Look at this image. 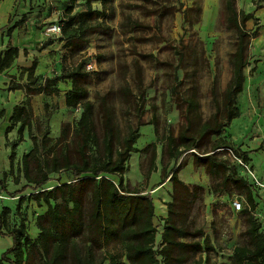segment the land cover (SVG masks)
<instances>
[{
	"label": "trees",
	"instance_id": "obj_1",
	"mask_svg": "<svg viewBox=\"0 0 264 264\" xmlns=\"http://www.w3.org/2000/svg\"><path fill=\"white\" fill-rule=\"evenodd\" d=\"M76 1L68 0L65 16L60 19L59 40L70 52L81 51L91 43L92 34L108 29L102 18L113 2L98 0L102 7H94L91 0H79L84 8L72 12ZM220 4L226 29L235 33L234 50L228 59L230 77L219 93L217 79L213 78L210 89L213 111L207 117H203L200 110L196 86H190L177 106L184 123L175 135L170 132L165 136V151L174 163L183 153L190 151L194 164L203 166L212 181V194H220L230 187L244 191L245 205L238 213H249L256 203L249 183L242 175L236 174L225 159L217 156V150H232V143L221 133L233 118L240 115L236 100L245 81L250 40L257 36V30L245 27V22L254 18L252 11L237 9L235 0H220ZM23 21L21 18L15 25ZM137 25L139 22L130 16H125L120 23L122 32H130ZM51 43L48 38L39 49ZM17 55L18 48L13 45L1 50L0 72L9 68ZM36 61L34 58L32 65ZM85 62L81 59L59 74L36 75L22 84L25 96L8 117L5 136L17 123L19 138L25 127L30 134L29 95L57 93V83L64 80L70 82L63 95L65 107H80L76 121L63 123L58 136L53 138L44 132L38 140L31 135L32 146L22 154L17 167L26 182L20 189L7 193L11 197L19 195L18 201H22L24 195L20 194L30 188L31 199L42 203L45 208L36 217L35 236L25 230L23 222L8 229L0 216V233L9 234L13 240L12 247L0 257V264L2 260L9 264H187L196 253L208 254L214 249L209 236L201 227H193L190 221L191 210L203 186L189 185L179 178L181 162L174 164L159 182L161 184L166 178L171 182L165 217L156 216L150 192L129 190L124 186V173L131 153L150 149L148 172L156 169L155 141L140 150L135 146L140 126L152 123L142 120L146 99L140 65L134 62L136 91L126 83L116 91L122 115L135 119L134 124H126L123 133L117 124L110 92H96L94 100L89 99L85 84L90 72L84 69ZM31 83L36 86L32 87ZM18 86L10 81L8 89ZM15 146L13 142L8 156L10 165ZM60 173H69L71 179L57 180L50 188H44V184L51 180V174ZM1 189H4L2 185ZM4 209L8 211L9 208L4 206ZM246 220L247 226L240 234L244 241L233 246L230 264H264V231L251 215H246ZM196 263L200 264L201 260ZM205 264H208L206 260Z\"/></svg>",
	"mask_w": 264,
	"mask_h": 264
},
{
	"label": "rangeland",
	"instance_id": "obj_2",
	"mask_svg": "<svg viewBox=\"0 0 264 264\" xmlns=\"http://www.w3.org/2000/svg\"><path fill=\"white\" fill-rule=\"evenodd\" d=\"M10 1L12 0H5L7 6ZM21 3L20 8L10 11L12 17L9 18L8 24L11 27H7L9 31L17 29L8 45L16 44L21 52L20 59H17V55L11 66L16 65L19 79L22 80L12 82L22 86L36 75L53 76L84 59L92 64L90 69L84 66V69L90 72L85 84L89 99L94 100L96 92L109 91L115 106L117 124L124 133L126 124H134L135 119L133 116L122 115L116 91L125 83L136 91L134 62H137L140 65V77L146 99V112L142 120L152 123L140 126V136L135 146L140 150L155 141L156 169L148 172L150 149L146 152H133L128 169L124 173V186L129 190L150 192L159 206L161 203L166 204L170 200L171 182L159 187L157 185L174 164L181 162L179 178L189 185L197 183L203 186V191L190 213L191 225L201 227L214 247L208 254L196 253L187 264H197L199 259L200 264H205V260L208 264H230L233 246L244 241L240 234L247 226L246 215H251L258 221L264 231V123L263 120L258 122L257 119L258 116L264 115V93H261L264 88H259L261 94H258L255 88L264 79V63L260 61L264 58V0H235L237 9L253 12L254 18L247 20L245 27L257 30V36L250 40L249 63L244 68L247 77L237 95L236 103L241 114L221 133L225 138H229L226 133L232 135V150H217V156L225 159L232 170L242 175L249 183L256 202L249 213H238L231 206L233 200H241L245 205L244 191L230 187L220 194H212V181L203 166L194 164L190 151L183 153L176 163L168 158L165 151V136L170 132L175 135L179 126L184 123L182 112L177 106L190 86H196L200 110L203 117H207L213 111L210 93L213 78L217 79L219 93L230 77L228 59L234 50L235 33L225 27L220 0H113L102 18L108 29L92 34L91 43L81 51L70 52L65 48L66 51L60 52V56L52 59L51 56L64 47L52 49L47 60L48 49H39V46L48 38L52 40V43L48 44L49 48L62 43L59 40L61 32L49 35L47 27L56 23L61 29L60 19L65 16L69 2L24 0ZM91 4L94 7H102L98 0H91ZM83 8V2L78 0L72 12ZM125 16L139 22L130 32H122L120 27ZM21 18L24 21L16 28L15 24ZM33 58H37V61L32 65ZM250 77L252 83L258 82L251 87ZM57 85V93L36 92L29 95L30 134L25 127L22 137L19 138L16 132L19 125L17 123L8 132L6 139L4 136L0 138V188L1 185L4 187L0 190V216L4 218L8 229L23 222L25 230L31 236L37 231L36 217L44 211V205L31 199L30 188L20 194L24 195L22 201H18L19 195L11 197L7 192L20 189L26 182L17 167L22 154L32 146L31 135L39 140L40 135L46 132L54 138L58 136L63 123L72 124L79 116L80 107L69 108L64 105V91L70 87V82L64 80ZM31 86L36 85L31 83ZM3 115V110H0V118ZM259 126H262V129ZM13 142L16 146L10 165L8 156ZM241 146L247 147L242 150ZM112 178L117 181L116 177ZM70 179L69 173L51 174V180L44 184V188H50L57 180L65 182ZM4 206L9 208L8 211ZM159 235L158 232L157 236ZM12 244L13 240L9 234L0 233V257ZM1 264L9 262L2 260Z\"/></svg>",
	"mask_w": 264,
	"mask_h": 264
},
{
	"label": "crops",
	"instance_id": "obj_3",
	"mask_svg": "<svg viewBox=\"0 0 264 264\" xmlns=\"http://www.w3.org/2000/svg\"><path fill=\"white\" fill-rule=\"evenodd\" d=\"M22 1L24 2V0H12V1L9 2V4L7 6L5 0H0V51L3 50V49H5L6 46H8L9 42L12 41V39H13L12 37L14 36V34L17 31V29L16 30L15 29H12L11 31H9V30H7V27L8 26L11 27V25L8 24L9 18L12 17V14H10V11H12V9L15 10L17 7L20 8L21 5H22V3H21ZM6 6L8 8H6ZM18 26L19 25H16V28ZM7 36H8V38H7ZM62 44L63 43H57L55 47L52 46L53 48H49V45H47L45 47V48L48 49L47 50V52H48V55L47 56L48 57L46 58V60L49 58V51H52V49L54 50V49H56L58 47H63ZM13 46H16L17 47V45L14 44V43H13ZM64 49L65 48H62V50L60 49L58 53H54V55L51 56V58L53 59L55 56L56 57L60 56L59 55L60 52L66 51ZM20 53L21 52H20V49H19V51H18V58H17L18 60L20 59ZM36 60H37V58H36ZM260 61H263V63H264V58L263 59H260ZM257 65H258V63H256V66L255 67H257ZM17 71H18V69H17L16 65L15 66L12 65L9 68L4 69L3 71L0 72V110H3V112H4L3 117L0 118V138H1V136H4V139H6V136L4 135V130H5V127L8 125V117H9L11 111H12V108L15 105L20 104V102L22 101V99L25 96V89H23V86H18L15 89H8V85H9L10 81L13 80L15 82L16 81L17 82H20L22 80V79H19V76H18L19 71L18 72ZM14 76H16V78ZM246 77L247 76H245V78ZM251 79L252 78L250 77L249 78V85H250V87L254 83H258V82L252 83ZM259 83L260 84L257 87L255 86V88L257 89L258 94L260 93L259 88L260 87H263L264 88V79L261 82H259ZM261 93H264V89H263V91ZM240 114H241V111H240ZM257 119H258V122H260V121L263 120V123H264V115L262 117L261 116H258ZM230 123H229V125H230ZM259 127L262 129V126H259ZM224 133H226V132H224ZM226 134L229 136V138H227V140L233 142L234 140L232 139V135L230 133H226ZM13 135H14L13 137H15V134H13ZM259 136H260V134H259ZM241 147H242V150H243L247 146L246 147L241 146ZM169 183H170V181L168 180V178H166L165 181L162 182L161 184H158L157 187H159L161 185H166V184H169ZM170 190H171V188H170ZM153 201H154V199H153ZM161 204H163V205H161ZM161 204L159 206V204H157L154 201V206H155V210L154 211H155V214H156L157 217H165L167 215V206H166V204H164V203H161ZM36 234H37V231L35 232V234L33 236H35ZM9 256L10 255H8V257Z\"/></svg>",
	"mask_w": 264,
	"mask_h": 264
},
{
	"label": "built area",
	"instance_id": "obj_4",
	"mask_svg": "<svg viewBox=\"0 0 264 264\" xmlns=\"http://www.w3.org/2000/svg\"><path fill=\"white\" fill-rule=\"evenodd\" d=\"M47 32L50 34H55V33H60V26L56 23L51 24L47 27ZM87 69L92 68V64H90L89 62H87L85 64ZM230 151V149H228ZM232 209L234 211H240L241 209H243L244 205L242 204L241 200H233L231 203Z\"/></svg>",
	"mask_w": 264,
	"mask_h": 264
}]
</instances>
